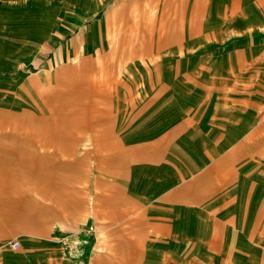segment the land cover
Masks as SVG:
<instances>
[{
  "label": "crops",
  "instance_id": "crops-1",
  "mask_svg": "<svg viewBox=\"0 0 264 264\" xmlns=\"http://www.w3.org/2000/svg\"><path fill=\"white\" fill-rule=\"evenodd\" d=\"M167 1L0 0V107L26 103L38 64L114 50L116 20L140 19L125 49L151 66L89 194L1 200L0 264H264V0ZM51 133L2 136L0 166L37 178Z\"/></svg>",
  "mask_w": 264,
  "mask_h": 264
},
{
  "label": "rangeland",
  "instance_id": "rangeland-1",
  "mask_svg": "<svg viewBox=\"0 0 264 264\" xmlns=\"http://www.w3.org/2000/svg\"><path fill=\"white\" fill-rule=\"evenodd\" d=\"M189 1L177 0L178 7H185ZM167 2L174 4V0ZM168 18L182 19L179 16ZM139 20L115 21L119 25L114 41L116 38L120 41H115L112 51H107L106 46L105 50L77 56L70 54L68 48L69 56L49 70L43 71L38 64V68L32 70L39 72L37 78H32L31 88L23 91L26 103L7 109L0 107V144L7 133L52 130L50 151L43 146L40 152L42 159L38 163L37 178L33 179L25 170L23 174L20 170L0 166V203L8 198L24 208L38 209V196L51 190L53 183L64 193L83 190L89 194L105 165L104 160L112 166L110 159L119 151L117 127H113L117 103L122 107L127 101L122 92L135 85L127 81L130 77L151 72V66L145 65L146 59L142 57V52L146 54V51L125 49L131 45L130 33L134 31L135 38H139ZM123 22H126L125 27ZM102 36L107 43L106 33ZM91 40L95 42L86 35L84 42L91 44ZM13 172L19 177H12Z\"/></svg>",
  "mask_w": 264,
  "mask_h": 264
},
{
  "label": "built area",
  "instance_id": "built-area-1",
  "mask_svg": "<svg viewBox=\"0 0 264 264\" xmlns=\"http://www.w3.org/2000/svg\"><path fill=\"white\" fill-rule=\"evenodd\" d=\"M11 246H12L13 249H19L20 244H19L18 242H13V243L11 244Z\"/></svg>",
  "mask_w": 264,
  "mask_h": 264
},
{
  "label": "bare ground",
  "instance_id": "bare-ground-1",
  "mask_svg": "<svg viewBox=\"0 0 264 264\" xmlns=\"http://www.w3.org/2000/svg\"><path fill=\"white\" fill-rule=\"evenodd\" d=\"M66 80H69L68 78Z\"/></svg>",
  "mask_w": 264,
  "mask_h": 264
}]
</instances>
